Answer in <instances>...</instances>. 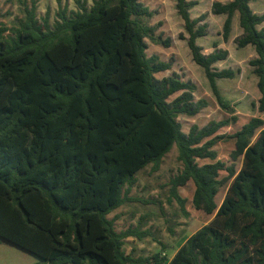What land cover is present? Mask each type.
I'll use <instances>...</instances> for the list:
<instances>
[{"label": "trees", "instance_id": "16d2710c", "mask_svg": "<svg viewBox=\"0 0 264 264\" xmlns=\"http://www.w3.org/2000/svg\"><path fill=\"white\" fill-rule=\"evenodd\" d=\"M253 1L213 2L211 13L225 16V42L237 15L236 44L255 51L249 65L264 113V12H253ZM196 4L176 0L182 37L217 104L232 115L217 80L237 71L214 66L227 50L215 45L203 54L197 40L207 35V15L191 18ZM154 14L140 0H94L90 8L78 1L77 11L59 9L51 26L32 2L16 28L0 23V243L37 256L35 264H264V120L252 117L229 136L217 132L236 116L184 133L178 117L196 116L207 102L195 101L196 85L175 73L156 77L172 65L146 53L148 42L171 45L158 33L161 22L150 24ZM228 138L230 165L213 149ZM174 146L182 168L169 180L170 197L185 211L178 188L192 181V206L213 218L170 260L131 258L124 240L148 233L117 232L108 215L138 201L128 196L136 174L148 165L158 171Z\"/></svg>", "mask_w": 264, "mask_h": 264}, {"label": "rangeland", "instance_id": "374dc122", "mask_svg": "<svg viewBox=\"0 0 264 264\" xmlns=\"http://www.w3.org/2000/svg\"><path fill=\"white\" fill-rule=\"evenodd\" d=\"M78 1L84 2L90 8L94 0H0V23L6 28H16L24 20L25 9L35 3L36 17L41 22L48 19L51 26L57 20V12L61 8H66L67 12L78 10ZM150 10L154 11V16L150 19V24L155 25L161 22L158 33L163 38L170 39V47L148 42L147 55H156L161 60L171 63V69L156 74L158 79L167 77L175 73L184 80H189L197 87L194 93V100L203 99L207 106L196 116H179L178 122L182 131L188 133L191 126L204 127L210 121H219L231 116H236L237 121L231 122L229 126L221 128L217 134L229 136L238 131L241 126L252 117H260L264 120V113L257 110V102L260 97L257 89V78L252 72L249 61L256 57L253 47L238 48L236 39L242 35L238 26L237 15L233 18L232 31L228 41L222 38V27L225 16H216L211 13L213 2L226 3L229 0H194L197 4L190 10L191 18H196L201 14H206L208 24L207 35L197 40L201 46L203 54L211 53L216 48L228 51L225 61L215 64L217 69L230 68L237 71L233 79H218L217 86L223 99L234 109L231 115L223 111L216 102L205 77L202 68L197 66L191 57L187 46L184 30V23L177 13L176 0H140ZM251 9L256 12H264V0H255L251 3ZM5 33V35H7ZM175 96L171 97V101ZM264 127V126H263ZM213 149L217 152V160L225 164L232 163L230 153L234 149V139L220 140ZM177 149L174 146L165 155L156 172L151 171V165L136 174V183L130 190L128 196L138 200L128 202L114 210L108 215L114 220L117 232L128 228L137 229L138 232H146L147 236L142 239L128 237L124 240L123 250L131 258H151L155 254H160L170 260L177 249L204 225L208 224L213 215H207L201 210H196L191 203L194 193V184L188 181L183 187L178 188V194L186 200L185 211L174 198L170 197L169 180L175 177L182 168V164L177 159ZM211 160H198L199 164L211 163ZM235 169L241 167V158L234 162ZM225 176V173H221ZM227 185L219 189L215 196V203L220 205L227 189ZM41 260L6 241L0 243V264H35Z\"/></svg>", "mask_w": 264, "mask_h": 264}, {"label": "crops", "instance_id": "0c3cea01", "mask_svg": "<svg viewBox=\"0 0 264 264\" xmlns=\"http://www.w3.org/2000/svg\"><path fill=\"white\" fill-rule=\"evenodd\" d=\"M252 3V2H251ZM251 3H250V8H251ZM253 11V10H252ZM253 12H255V13H257V14H261V13H263V12H256V11H253ZM238 19V18H237ZM260 27H264V23L260 26Z\"/></svg>", "mask_w": 264, "mask_h": 264}]
</instances>
